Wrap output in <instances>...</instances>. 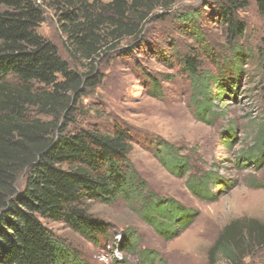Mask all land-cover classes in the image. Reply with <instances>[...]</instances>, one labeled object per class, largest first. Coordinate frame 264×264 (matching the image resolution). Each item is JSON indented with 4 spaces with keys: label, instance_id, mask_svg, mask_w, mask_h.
Listing matches in <instances>:
<instances>
[{
    "label": "rangeland",
    "instance_id": "rangeland-1",
    "mask_svg": "<svg viewBox=\"0 0 264 264\" xmlns=\"http://www.w3.org/2000/svg\"><path fill=\"white\" fill-rule=\"evenodd\" d=\"M48 1H39L44 22L37 31L57 46L79 77V93H65L62 103L44 106L46 98L38 100L36 96L52 95L54 87L35 85L23 93L17 82L11 81L4 95L11 94L23 105V122L31 127L56 124L48 132L50 138L57 136L61 127L66 133L93 129L112 133L115 126L124 127L132 139L130 161L146 183L147 193L173 199L196 217L172 241L163 239L140 218L139 204L122 200L89 205L90 213L108 227V233L98 237L95 244L64 224L45 222V226L87 264H211L209 250L227 227L235 224L246 236L249 227L264 226V166L244 162L264 128V15L256 0L238 13L247 31L233 42L244 54L243 63L237 67L229 55L227 28L217 16L225 0H158L168 8L158 7L152 12L137 40L121 41L112 50L109 44L91 61L68 53L66 38L54 11L46 5ZM3 10L0 7V12ZM190 10L201 14L199 24L206 34L202 47L179 20ZM192 49L199 51L197 59L203 72L219 81V88L216 84L211 91V97L216 99L218 94L219 100L212 104L215 110L209 123L195 115L193 89L181 68L185 56H197L191 54ZM86 76L97 77L95 86L87 84ZM57 79L63 81L60 76ZM65 105L73 108L69 120L65 119ZM35 131L29 129L30 133ZM164 144L172 146L187 163L185 176L161 162ZM206 173L220 179L219 186L210 188L217 197L215 202L198 199L187 187L190 175ZM26 174L25 170L19 175L16 191L23 189ZM125 233L135 241L130 251L120 249ZM250 245L245 264H264V242Z\"/></svg>",
    "mask_w": 264,
    "mask_h": 264
},
{
    "label": "trees",
    "instance_id": "trees-1",
    "mask_svg": "<svg viewBox=\"0 0 264 264\" xmlns=\"http://www.w3.org/2000/svg\"><path fill=\"white\" fill-rule=\"evenodd\" d=\"M39 1L0 0L4 8L0 12V264H87L45 222L64 224L95 244L98 237L108 233V227L90 213L91 203H137L140 218L163 239L174 240L194 223L196 214L173 199L147 193L146 183L130 161L132 139L124 127L115 126L112 133L97 129L66 133L61 127L57 128V136L50 138L48 132L56 124L31 127L23 122V105L11 94L4 95L11 81L17 82L23 93L35 85L54 87L52 95L36 96L38 100L46 98L44 106L62 103L65 93H79V77L60 56L57 46L37 31L44 22ZM250 2L225 0L217 11L227 28L229 55L235 67L243 63L244 54L233 42L247 31L238 13ZM256 3L264 15V0ZM46 5L54 11L68 53L86 61L100 57L109 44L112 50L121 41L137 40L152 12L158 7L168 8L158 0H49ZM200 16L199 11L190 10L179 20L202 47L206 34L199 24ZM192 51L197 56H185L181 68L193 89L195 115L209 123L215 110L212 104L219 100L218 94L216 99L211 97V91L216 84L219 88V81L203 72L197 59L199 51ZM59 76L63 81L58 82ZM86 79L88 85L95 86L96 76ZM72 111L65 105V119L69 120ZM30 128L35 133H30ZM256 139L244 162L264 166V128ZM163 148L165 157L159 156L161 162L185 176L187 163L178 151L168 144ZM25 170V184L18 192L15 185ZM219 182L212 173L190 175L187 187L198 199L215 202L217 197L210 188L213 184L219 186ZM236 226L227 227L210 248L211 264L220 260L225 264H245L250 244L264 242V226L249 227L246 236ZM134 243L132 235L125 233L120 249L130 251Z\"/></svg>",
    "mask_w": 264,
    "mask_h": 264
}]
</instances>
